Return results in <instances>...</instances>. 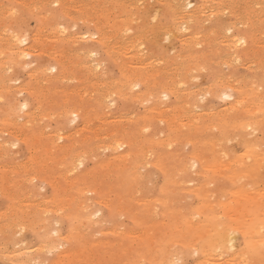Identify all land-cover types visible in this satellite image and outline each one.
<instances>
[{
    "label": "bare ground",
    "instance_id": "6f19581e",
    "mask_svg": "<svg viewBox=\"0 0 264 264\" xmlns=\"http://www.w3.org/2000/svg\"><path fill=\"white\" fill-rule=\"evenodd\" d=\"M152 1L161 8L146 16L151 0H0V131L8 134L0 154L18 144L29 154L10 176L0 172L12 202L0 230L29 228L41 243L0 259L32 264L44 249L64 245L48 264H172L194 255L192 264H264V144L254 135H264V0H198L189 11L185 0ZM75 23L92 34L67 35ZM29 55L49 60L12 85ZM203 76L210 82L199 86ZM229 90L235 97L224 109L196 111L201 97L229 98ZM22 91L29 101L20 104ZM234 140L240 153L228 146ZM155 170L161 184L143 189ZM30 171L51 188L38 203L29 195L32 207L15 194L20 182L32 192ZM217 180L216 191L226 184L232 198L209 199ZM57 223H65L64 235Z\"/></svg>",
    "mask_w": 264,
    "mask_h": 264
},
{
    "label": "rangeland",
    "instance_id": "374dc122",
    "mask_svg": "<svg viewBox=\"0 0 264 264\" xmlns=\"http://www.w3.org/2000/svg\"><path fill=\"white\" fill-rule=\"evenodd\" d=\"M185 1H187L186 3H187V5H188V3H190L189 5H191V7H189V5H188V7H187V5L186 6H184V10L185 11H189V10H191L195 5H196V3H197V1L198 0H193V1H195V2H193L192 0H185ZM192 2V4H191V2ZM151 2L153 3V1L151 0ZM156 3V4H155ZM155 3H153V4H151L148 8L149 9H147L148 11H146V13H147V15L146 16H148V14L149 13H153L154 14V12H156L155 14H157L158 12H159V10H160V8H161V6H160V4L159 3H157V2H155ZM155 6V8H152V7H154ZM160 8H159V7ZM156 7H158V8H156ZM154 9V12H152V10ZM158 10V11H157ZM149 12V13H148ZM153 14H150L149 16V18H153L154 16H153ZM152 15V16H151ZM224 17H226V16H224ZM148 18V17H147ZM148 18V21L149 20H152V19H149ZM28 22V23H27ZM26 22V25H25V31L29 34V33H31V30H32V32L35 30V26H36V21L33 19V18H31V19H29L28 21ZM28 24V25H27ZM30 24V25H29ZM81 24V25H80ZM71 25L73 26V28L71 27ZM86 24H83V23H79L78 25H76V23L75 24H70L69 25V27L67 28V30H66V34H67V32H68V34L67 35H70L71 37L72 36H74L75 34H73V33H76V35L77 34H80V32H81V34H86L87 32V34H92V31H93V28H92V26H89V27H87L88 25H86ZM30 26V27H29ZM75 27H78L77 29H76V31H73L74 29H75ZM26 28H28V30L26 29ZM70 28H72V29H70ZM34 29V30H33ZM79 29H81V31L79 30ZM84 29V30H83ZM88 29V30H87ZM30 30V31H29ZM72 31V33H70ZM184 31H182V33H183ZM27 34V35H28ZM72 34V35H71ZM86 34V35H87ZM86 38H83L80 42L82 43V44H84L83 42V40H85ZM80 42H79V44H80ZM177 43V44H176ZM174 44V45H173ZM179 46V42L178 41H173L172 43H171V45H170V47L168 46V50H171L172 48H177ZM40 55H38V58H36L37 56H32V55H29V57H25V62H28L29 61V63H33L32 65L31 64H29L30 66H27L26 67V69H25V66H26V64L27 63H25L24 62V64H23V66L24 67H22L23 69H17V70H20L19 72L16 70V72H14V75H16V76H14L13 75V77L11 76V80H13L12 82H11V84L12 85H18V84H20L22 81H24L26 78H27V71H29L30 70V68H32L35 64H42V63H45L47 60H49L46 56H44V55H41L40 57H39ZM31 58V59H30ZM36 58V59H35ZM40 60H41V62H40ZM44 60V61H43ZM32 61V62H31ZM36 61H38L37 63H36ZM27 64V65H28ZM20 67V68H21ZM227 70V68L226 67H223V72H226V70ZM241 69V70H240ZM24 71H26V72H24ZM234 71H235V74H237V75H243L244 74V72H245V70H244V67L242 66V65H236L235 66V68H234ZM19 74V77L17 76ZM23 78V79H19L18 80V78ZM204 77V76H203ZM201 77V78H198L197 80L198 81H196L197 82V84L199 85V86H206V84L208 83V82H210V79L208 78V77ZM16 81H15V80ZM201 79H203L202 81H201ZM18 80V81H17ZM205 80H207V81H205ZM14 81H15V83H14ZM200 81V82H199ZM205 82V83H204ZM201 83V84H200ZM204 84V85H203ZM224 92H228L227 90H225ZM229 94H232V95H230L231 97H229L228 99H225V100H223V99H221V97H219V98H217L218 96H215V98L213 99V96L212 95H206L205 97L206 98H204L203 97V100H205V101H203V102H199L198 103V106H197V110L196 111H198V112H200V110H202L203 109V111H202V113H204V112H207V111H209V107H210V110H216V111H218V110H221V109H224L225 107H227L229 104H230V102L234 99V94L232 93V91L231 90H229ZM20 93V92H19ZM19 93H17L16 94V98H20L19 99V101H18V99L16 100H14V101H18L20 104H22V101L23 100H26V99H28V101H29V98H28V96H27V94L24 92V91H22L20 94L21 95H23V96H21ZM20 95V96H19ZM209 97V98H208ZM219 99V100H218ZM22 100V101H21ZM200 101H201V99H199ZM205 102V103H204ZM217 102V103H216ZM227 102H229V103H227ZM15 103V102H14ZM19 103H17V105L19 104ZM205 105H204V104ZM219 103V104H218ZM226 103V104H225ZM16 104V103H15ZM209 104H213L212 106L211 105H209ZM209 105V106H208ZM223 105V106H222ZM226 105V106H225ZM220 106H221V108H220ZM207 107V108H206ZM212 108V109H211ZM217 108V109H216ZM199 109V110H198ZM21 110V112L19 111V112H16V115L14 116V118H15V120L18 122V123H16V124H20V122H22V113L24 112V109H20ZM207 110V111H206ZM23 111V112H22ZM21 115V116H20ZM18 116V117H17ZM20 116V117H19ZM19 120V121H18ZM45 123V125L47 126V127H49L47 130H50V129H53L54 128V124H52L53 122H49V121H44ZM72 123H74V124H72ZM49 124V125H48ZM77 124L78 123H76V121L75 122H69V123H66V124H64V126H63V129H65L66 128V130H63V131H71L72 129H74L76 126H77ZM52 125H53V127H52ZM9 129H13V128H9ZM257 131V132H256ZM255 132H254V135H255V138L256 139H258V140H260V141H262V143L264 144V135H263V133L260 131V130H256ZM4 132V133H3ZM0 133L2 134V136H1V134H0V141L1 140H4V139H8V134H7V132L5 131V130H3V131H0ZM4 135V136H3ZM2 137H4V138H2ZM259 138H262V140L261 139H259ZM236 140H234V141H230L229 142V144H228V146H230V148L232 149V151L234 152V153H240L241 152V150H242V148H243V146H242V143L241 142H239V141H236ZM232 142V143H231ZM235 142V143H234ZM17 145V144H16ZM233 145V146H232ZM236 148V150H234V148ZM18 150H17V149ZM13 150V151H12ZM15 150V151H14ZM185 150H188V147H186L185 148ZM8 152H10V154L8 153ZM17 153V154H15V155H13L14 156V158H13V156H11L12 155V153ZM21 152V153H20ZM18 153H20V154H18ZM26 155H25V154ZM7 154L10 156V157H7ZM7 154H0V164H2L3 165V162H4V167H5V169H4V167L2 166V165H0V172L2 171V170H5L6 172H7V174H8V176H10V174H12V168H17L18 170H19V167L21 166V164H23L24 162H25V160H27L28 159V156H29V154L27 153V151H26V149H25V147H24V145H21V144H18L17 145V147L16 146H13L12 145V147H9V149L7 150ZM107 153H103V155L101 154V156H105ZM21 155H22V157H21ZM24 155V156H23ZM235 155H237V154H234V156ZM238 155H240V154H238ZM3 156H4V158L5 159H7L8 160V163H7V165H6V162H7V160H5V159H3ZM20 158V159H17V158ZM15 158H16V160H17V162H16V160H15ZM11 159V160H10ZM14 159V160H13ZM23 159V160H22ZM22 160V161H21ZM13 161V162H12ZM20 162V163H19ZM11 164V165H10ZM17 164V165H16ZM30 164V166H32V167H34V164H32L31 162H28V165ZM87 167H89L90 165H89V163L88 162H86V163H84ZM9 165V167L11 168H8L7 166ZM13 165H14V167H13ZM52 165H53V163H50V166L48 167V169H47V172L49 173V175H54V172H55V170L53 171V169H51L50 170V168H52ZM2 166V167H1ZM12 166V167H11ZM17 166H19V167H17ZM6 167H7V169H6ZM8 169L10 170V173H9V171H8ZM156 171V170H155ZM3 172V171H2ZM33 173H35L33 176V178H31V179H29V180H32L31 181V186H32V192L30 193V194H25L26 192H27V190H25L26 188H28L26 185H27V183L26 182H20L19 184H17L16 186V189H15V194H16V196H18V197H21L22 199H20V203H22V204H27L25 201H27V199L29 200V195L31 196V197H33V198H31L30 199V201L32 202V203H38V202H41L42 200H43V198L45 199V198H49L50 197V195H51V188L50 187H48L49 185L47 184H45V183H43V181H40V176H39V173L38 172H36V171H30L29 173H26V174H24V175H26L27 177H31L32 176V174ZM31 174V175H30ZM3 175V173L2 174H0V177ZM29 175V176H28ZM155 175L157 176V177H155ZM155 175L151 178V180L149 181L148 180V182H145V188H143V189H146L147 187H149L150 188V186L149 185H152V186H154V189H155V187H158L161 183L160 182H162V180H163V177H162V175L158 172V171H156V173H155ZM152 179H153V181H152ZM204 178L203 177H201L200 179H198V180H203ZM34 182V183H33ZM39 182V183H38ZM40 182H42V183H40ZM157 182V183H156ZM260 182V183H259ZM257 181L256 182V186H258L259 185V187H260V189H262V184H261V182L263 183V181ZM37 184V185H36ZM40 184V185H39ZM222 185L223 183L220 181V180H217V183H215V186H211V189H210V192H214V191H216L219 187H220V185ZM225 184V183H224ZM219 185V186H218ZM226 185V184H225ZM225 185H223V189H221V190H219L220 192H222V193H218L217 194V192H219V191H216V192H214V193H209V199L213 202V201H221L220 199H219V194H221L220 195V198L222 199V196H223V199H222V201L223 200H225V199H227V197H231L232 198V196L230 195L231 193L229 192V191H227V187H225ZM34 186V187H33ZM35 186H37V188L38 189H36V187ZM39 186V187H38ZM44 187L43 188V190H44V192H43V190H40V188L42 189V187ZM227 186V185H226ZM264 186V185H263ZM22 187V188H21ZM20 188V190H17V189H19ZM222 188V187H221ZM48 189V190H47ZM154 189L150 192V193H154ZM35 190V191H34ZM150 190H151V188H150ZM263 190H264V188H263ZM21 191H23V192H21ZM39 191V192H38ZM42 192V194H44V195H41V192ZM18 192V193H17ZM21 192V193H20ZM262 193H264L263 191H261ZM33 193H35V194H33ZM207 193V194H208ZM21 194H23V196L21 195ZM33 195V196H32ZM35 195H37V196H35ZM2 196H4L3 198H2ZM34 196H35V198H34ZM212 196V198H210ZM28 197V198H27ZM39 198H41L40 200H39ZM216 198H218V199H216ZM24 199V200H23ZM37 199V200H36ZM6 200H7V202H6ZM9 200V201H8ZM230 200V199H229ZM228 200V201H229ZM30 201H27L28 202V204H31V202ZM34 201V202H33ZM36 201V202H35ZM190 202H192L191 200H190ZM196 201L193 199V203H195ZM12 202H11V200L3 193V192H1V190H0V219L2 218V217H4L5 215H9L10 213H11V209H10V204H11ZM218 203V202H217ZM9 204V205H8ZM6 205H8V207L6 206ZM235 207H237V205H235V204H233ZM32 206H34L33 204H31V207ZM7 210H6V209ZM217 212H218V214L219 213H221L223 210H221L222 209V207L219 209V208H214ZM251 209V208H250ZM6 211H7V213L8 214H6ZM239 211V210H238ZM3 212V213H2ZM95 213L97 212V211H94ZM93 214V219L95 218V219H97L98 217H100V215L99 216H96V214ZM96 217H95V216ZM221 217H222V214H221ZM222 218H225V217H222ZM245 218V217H244ZM3 223V222H2ZM125 224L127 223V224H129V226L130 227H133V224L129 221V220H125V222H124ZM59 225V226H58ZM106 224H104V227L102 226H100L102 229H104V228H107L109 225H106ZM57 227V228H56ZM99 227V228H100ZM54 228L55 229H58L59 230V228H60V230H59V234H63V233H65V230H66V225H65V223H61V224H59V223H57V225L56 224H54ZM98 228V229H99ZM100 228V229H101ZM29 228H24L23 230L24 231H22V229L20 230V229H12L11 231L10 230H8V231H4V230H0V252H2L3 254L5 253L6 255L8 254L7 253V251L8 252H13V250H15V249H24V248H30L31 249V247L33 246V249H31V250H34V249H36L37 248V246L39 245V244H41L40 243V241H39V238H38V234L34 231V230H32V229H30V230H28ZM101 229V230H102ZM18 230V232H21V233H18L17 232V234H16V231ZM13 231V232H12ZM30 231V232H29ZM50 231H55L54 229H50ZM2 232V233H1ZM4 232V233H3ZM32 233V234H31ZM5 234V235H4ZM11 234H14V235H11ZM16 234V235H15ZM64 235V234H63ZM19 236H23V237H18ZM28 236H30V237H28ZM237 236V238H235V241H234V244H235V247L237 246V244L238 243H240V238H239V235H236ZM37 237V238H36ZM109 237H111V235H109ZM21 238V239H20ZM35 238V239H34ZM11 239V241H13V243L11 244V243H9V240ZM22 239H24V240H22ZM30 239V240H29ZM37 239V240H36ZM22 240V241H21ZM26 240V241H25ZM240 240V241H239ZM2 241H3V243H2ZM18 241V242H17ZM26 243H25V242ZM30 241V242H29ZM24 242V243H23ZM21 243H23V245L21 244ZM28 243H29V245H28ZM10 244H11V246H10ZM5 245V246H4ZM9 245V246H8ZM16 245V246H15ZM6 246H8V247H6ZM15 246V247H14ZM26 246V247H25ZM36 246V247H35ZM24 247V248H23ZM35 247V248H34ZM56 248V249H55ZM55 248H53V249H44V251L40 254L41 255V257H40V255L39 256H34L33 258L36 260V262L33 260V262H32V264H39V262L40 261H42V263L43 264H48V263H51V260L50 259H52V260H54L55 258H56V255H57V251L58 252H60V250H62L63 248H64V245H62L61 246V248L59 247V246H57V247H55ZM238 248H240V247H238ZM238 248H236V249H238ZM8 249V250H7ZM12 249V251H10ZM5 250V251H4ZM37 250V249H36ZM48 250H49V252L52 254V253H54V255L52 254H50L49 252H48ZM57 250V251H56ZM56 251V252H55ZM45 252V253H44ZM49 253V254H48ZM35 255V254H34ZM50 257H49V256ZM44 256H46V257H43ZM55 256V257H54ZM38 257H40L39 259H38ZM48 257V258H47ZM4 258V259H3ZM3 258H1L0 259V264H13V261H12V259L11 258H9V257H7V258H5V257H3ZM198 258V256H196L195 257V255L192 257V256H186V258H185V260L183 261L184 263L183 264H192V262L193 261H195V259H197ZM43 259H46V260H44L43 261ZM2 260V261H1ZM4 260V261H3ZM10 260V261H9ZM39 261V262H38ZM8 262H10V263H8ZM38 262V263H37ZM45 262V263H44ZM41 262H40V264H42Z\"/></svg>",
    "mask_w": 264,
    "mask_h": 264
},
{
    "label": "snow or ice",
    "instance_id": "6c2138e0",
    "mask_svg": "<svg viewBox=\"0 0 264 264\" xmlns=\"http://www.w3.org/2000/svg\"><path fill=\"white\" fill-rule=\"evenodd\" d=\"M189 7H191V5H189ZM12 15H15V13H13ZM165 39H167V37L165 38ZM239 43L240 44H243L244 43V41L243 40H241V41H239ZM165 98H167V97H165ZM223 99H228V97L225 95L224 97H222ZM201 99H203V97H201ZM193 167H195V165H193ZM100 215V213L99 212H97L96 213V216H99ZM172 264H183V262L181 261V260H174L173 262H172Z\"/></svg>",
    "mask_w": 264,
    "mask_h": 264
}]
</instances>
